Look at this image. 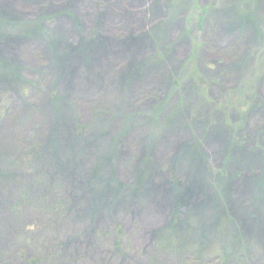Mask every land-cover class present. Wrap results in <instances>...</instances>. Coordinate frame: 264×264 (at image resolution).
Returning a JSON list of instances; mask_svg holds the SVG:
<instances>
[{"label": "rangeland", "instance_id": "obj_1", "mask_svg": "<svg viewBox=\"0 0 264 264\" xmlns=\"http://www.w3.org/2000/svg\"><path fill=\"white\" fill-rule=\"evenodd\" d=\"M0 64V264H264V0H0Z\"/></svg>", "mask_w": 264, "mask_h": 264}, {"label": "trees", "instance_id": "obj_2", "mask_svg": "<svg viewBox=\"0 0 264 264\" xmlns=\"http://www.w3.org/2000/svg\"><path fill=\"white\" fill-rule=\"evenodd\" d=\"M3 66H1V64H0V70H2L3 71V68H2ZM11 73H15V72H13L12 70H11Z\"/></svg>", "mask_w": 264, "mask_h": 264}]
</instances>
